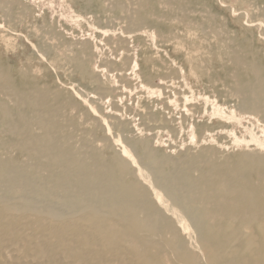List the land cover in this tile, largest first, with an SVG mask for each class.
I'll use <instances>...</instances> for the list:
<instances>
[{"label": "bare ground", "instance_id": "6f19581e", "mask_svg": "<svg viewBox=\"0 0 264 264\" xmlns=\"http://www.w3.org/2000/svg\"><path fill=\"white\" fill-rule=\"evenodd\" d=\"M108 1L124 25L94 23L103 43L94 47L89 35L78 36L80 50H71L76 71L95 83L80 92L87 105L82 111L61 88L32 80L25 68L0 64V264H264V65L253 54L248 58L253 49L247 43L231 61V90L239 101L234 112L248 119L254 142L211 143L200 131L196 145L172 134L162 151L149 133L150 111L124 119L115 101L107 113L104 105L106 97L133 90L129 75L110 67L112 55L145 25L158 26L159 0ZM181 1L166 0L167 12ZM14 7L23 14L33 9L21 0H0L4 17ZM50 30L54 38L62 36L58 26ZM131 62L126 58L125 67ZM113 73L116 84L109 81ZM161 87L166 107L170 81ZM175 92L183 103L184 88ZM89 117L93 125L85 128ZM163 126L174 131L170 123ZM95 127L105 130L100 139Z\"/></svg>", "mask_w": 264, "mask_h": 264}, {"label": "rangeland", "instance_id": "374dc122", "mask_svg": "<svg viewBox=\"0 0 264 264\" xmlns=\"http://www.w3.org/2000/svg\"><path fill=\"white\" fill-rule=\"evenodd\" d=\"M21 1L29 7V11L31 7H33L28 14L27 12L23 14L19 8L14 7L10 11L9 18H7L4 17L0 11V64L5 67H10L12 65L11 67L15 69L25 68L23 70L28 71L32 80L35 79L34 81L50 85V87L61 88L66 94L72 95L73 100L79 103L77 109L82 111L87 105L84 101H81L80 92L81 90H93L95 83L89 78L91 77L90 75L82 76L75 69L74 57L80 50V47H78L79 43H74L75 39L78 38V36L89 35L93 46L98 47L103 43V37L98 36L96 32L97 29L93 27V24L97 23L100 26L108 24H111L110 26H123L124 19L108 0ZM219 1L220 0H182L179 6L172 7L174 10L172 9L171 13H168L167 11L170 9L168 8L170 5L166 0H159V2L156 3V8L162 18H159L158 26L149 27L145 25L139 32L129 37L128 44L125 48H118L116 50L117 54L112 55V60L114 62L112 61L113 63L109 66L114 69V72L121 70L125 72L126 75L128 74L134 88L133 90L131 89L132 91L130 93L126 92L127 95L123 92L122 94H118L120 97L118 95L106 97V99H104L105 113L109 112L110 102L112 101H115L118 115L124 119H137L138 117L140 118L142 114L150 111L152 113V119L146 118V121L152 125V129L149 133L155 137L158 148L162 151L167 148V140L170 139L172 134H176L175 136L179 135V139H184V141L191 146L196 145L200 131L207 136L208 141L211 143H215L218 140H225L232 146L240 147L245 143L249 144L250 142H254L251 139V127L246 124L248 119L241 118V114L236 111L234 112L239 101L231 90V84L233 83L232 74L235 70L234 62L232 63L231 61H234V53L240 51L242 45L247 43L253 49L252 52H250L251 54H247L248 58L253 54V57H256L260 63L264 65V15L262 13V10H264V0ZM164 3L166 4L164 5ZM231 4H233V6ZM69 9H71L72 12ZM31 12H33V14ZM242 12L245 13L243 14ZM26 14L27 16H24ZM182 14L183 16H181ZM110 15L111 17H109ZM176 17L177 19H175ZM109 18L111 20H109ZM256 25H258V27ZM54 26H58L62 31V36L60 38H54L52 35L50 29H53ZM219 29L220 31L218 32ZM214 36L215 38H213ZM55 45L58 46V49ZM71 45L74 47H71ZM222 45L224 46L222 47ZM6 46L7 48H5ZM48 47H53L55 49L52 48L49 52ZM33 48L36 50H33ZM60 48L63 49L67 57L64 56L65 53L60 50ZM68 48H71L70 51H68ZM207 49L210 51L208 52ZM59 50L64 54H61ZM71 50L75 55L71 54ZM12 51L14 52L12 53ZM55 54H57V56ZM118 55H120V57ZM126 58H129L130 61L132 60L129 69L125 67ZM228 59L231 60L229 61ZM43 60L46 62H42ZM42 67L44 68L38 69ZM64 67H66V69H64ZM88 67L90 68V72L91 69L93 70L95 68L92 64ZM138 75L140 76L138 77ZM175 75H177V78H174L176 77ZM56 76L58 78H56ZM154 76H156V78ZM109 79H111L109 80L111 84H116L118 82V76L114 73ZM165 80H169L172 87V89L169 90V98L166 107H164L162 103L165 93L161 87V82ZM177 87L181 89L184 88L185 92L183 96H186L184 97L185 99L183 98V103L179 102L175 92ZM71 91L73 92L71 93ZM74 111L75 110L72 112ZM89 115L93 116V113L90 112ZM166 122L170 123L171 127L174 126V131H170L163 126ZM221 123L225 125L222 129L219 127ZM92 125L93 121L91 117H89L84 121L83 126L89 128ZM101 128L102 127L93 128L92 132L95 138L100 139L104 135L105 130ZM105 129L107 131V128ZM161 130L162 132H160ZM3 138L4 135L0 133V141L4 140ZM12 154H16V152L12 151Z\"/></svg>", "mask_w": 264, "mask_h": 264}]
</instances>
